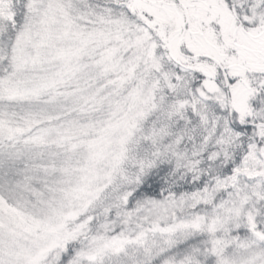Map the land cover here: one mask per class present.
I'll return each instance as SVG.
<instances>
[{
  "label": "snow or ice",
  "instance_id": "obj_1",
  "mask_svg": "<svg viewBox=\"0 0 264 264\" xmlns=\"http://www.w3.org/2000/svg\"><path fill=\"white\" fill-rule=\"evenodd\" d=\"M0 264H264V0H0Z\"/></svg>",
  "mask_w": 264,
  "mask_h": 264
}]
</instances>
